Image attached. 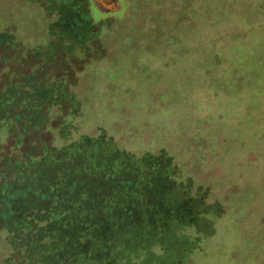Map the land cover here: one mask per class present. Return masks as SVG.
<instances>
[{
	"label": "rangeland",
	"instance_id": "374dc122",
	"mask_svg": "<svg viewBox=\"0 0 264 264\" xmlns=\"http://www.w3.org/2000/svg\"><path fill=\"white\" fill-rule=\"evenodd\" d=\"M118 5L119 12L101 13L93 0H80L69 24L63 2L0 0V66L8 62L16 74L0 81V118L28 88L41 109L70 106L58 149L103 136L100 146L172 158L175 185L166 199L196 198L193 229L172 235L182 222L171 223L158 239L168 249L158 258L125 244L110 264L123 257L134 264H264V0ZM22 45H30L37 70L16 65ZM44 113L34 114L35 125L45 123ZM13 123L0 122V132ZM12 252L0 246V264ZM95 254L102 256L99 248Z\"/></svg>",
	"mask_w": 264,
	"mask_h": 264
},
{
	"label": "trees",
	"instance_id": "16d2710c",
	"mask_svg": "<svg viewBox=\"0 0 264 264\" xmlns=\"http://www.w3.org/2000/svg\"><path fill=\"white\" fill-rule=\"evenodd\" d=\"M55 1L67 4L64 14L72 24L80 0ZM21 47L16 65L37 70L40 62H29L30 45ZM1 62L0 81H13L11 64ZM24 91V99L0 118L1 124L14 122L7 134L0 132V246L13 251L4 262L47 264L56 259L54 264H60L66 258L74 264H99L102 258L110 264L125 244L141 247L143 257L153 253L158 258L167 249L158 239L171 223L182 222L172 235L190 234L196 198L166 199L175 185L172 158L135 157L119 146H100L103 136H84L58 149L54 141L70 106L47 103L41 109L34 105L32 91ZM37 111L45 112L40 126L33 118ZM189 241L183 263L195 238ZM119 263L134 264L126 257Z\"/></svg>",
	"mask_w": 264,
	"mask_h": 264
},
{
	"label": "water",
	"instance_id": "95a60500",
	"mask_svg": "<svg viewBox=\"0 0 264 264\" xmlns=\"http://www.w3.org/2000/svg\"><path fill=\"white\" fill-rule=\"evenodd\" d=\"M110 5H107L104 0H95V3L97 7L103 11V12H109V11H117L119 9L118 7V0H111Z\"/></svg>",
	"mask_w": 264,
	"mask_h": 264
},
{
	"label": "flooded vegetation",
	"instance_id": "af4514ba",
	"mask_svg": "<svg viewBox=\"0 0 264 264\" xmlns=\"http://www.w3.org/2000/svg\"><path fill=\"white\" fill-rule=\"evenodd\" d=\"M111 0H104V2L107 4V5H110V2ZM93 4L95 5V8L96 9H98L101 13H106V12H103V11H101L98 7H97V5H96V3H95V0H93ZM118 7H120L119 5H118ZM120 11V8L117 10V11H114V12H119Z\"/></svg>",
	"mask_w": 264,
	"mask_h": 264
}]
</instances>
